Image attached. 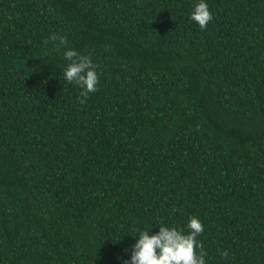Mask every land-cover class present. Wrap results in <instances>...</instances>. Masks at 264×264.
Returning a JSON list of instances; mask_svg holds the SVG:
<instances>
[{"label": "trees", "instance_id": "obj_1", "mask_svg": "<svg viewBox=\"0 0 264 264\" xmlns=\"http://www.w3.org/2000/svg\"><path fill=\"white\" fill-rule=\"evenodd\" d=\"M197 2L0 0V264H123L191 216L208 264H264V0Z\"/></svg>", "mask_w": 264, "mask_h": 264}, {"label": "clouds", "instance_id": "obj_2", "mask_svg": "<svg viewBox=\"0 0 264 264\" xmlns=\"http://www.w3.org/2000/svg\"><path fill=\"white\" fill-rule=\"evenodd\" d=\"M189 19L196 22L202 30L207 27L213 19L207 0H198L193 4ZM50 39L58 41L59 46H64L63 56L68 61L63 69L64 80L75 82L81 89V97L86 98L97 91L99 74L92 58L81 55L75 48L67 47L65 36L53 35ZM157 225L159 230L152 234V226L139 230L131 254L123 264H208L206 253L198 239L204 232V225L198 216L189 217L187 229L167 224ZM221 255L228 257V252L224 251Z\"/></svg>", "mask_w": 264, "mask_h": 264}]
</instances>
